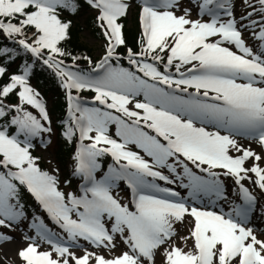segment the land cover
I'll return each instance as SVG.
<instances>
[{
	"label": "rangeland",
	"instance_id": "obj_1",
	"mask_svg": "<svg viewBox=\"0 0 264 264\" xmlns=\"http://www.w3.org/2000/svg\"><path fill=\"white\" fill-rule=\"evenodd\" d=\"M15 1L23 6L29 0ZM105 1L110 11L105 13L99 5L98 9L114 47L94 38L89 30L82 33V39L94 49L95 62L104 58L110 49H115L119 25H113L118 23V17L127 11V19L134 22L137 10L128 0ZM208 2L165 0L159 4V8L168 9L155 12L158 38L167 48L156 58L166 54L175 37L187 26H197L187 44L190 50L201 35H210V40L227 36L228 41L218 48L229 58L227 62H234L232 56H237L240 58L237 62L250 63L249 66L257 68L260 75L213 71L210 77L194 75L181 83L228 94L238 105H254L260 112L238 113L215 103L189 101L182 95L180 102L174 101L175 97L165 95L161 87H154L143 76L135 83L128 75L114 73L103 81H97L94 75L84 78L68 74L67 85L72 88L73 80L79 79L80 90L89 100L93 95L84 90L93 87L117 101L120 111H107L114 122L123 119L124 115L136 118L138 113L146 112L144 119L159 123L169 136L181 134L185 141L182 155L187 154L221 174L223 186L198 180L199 175L191 164L167 150L163 139L141 127L131 128L124 121L113 125L109 114H101L95 107H90L91 131L95 136L89 140L108 148H121L123 160L132 156L158 171L161 179L154 183L140 172L135 174L141 194L148 195L142 198V207L152 222L139 218L138 224L132 225L128 192L115 173L101 177L99 188L116 203V209L112 205L92 204L88 218H82L77 205L78 192L73 191L68 175L58 170L52 149L38 150L51 173L43 176L37 171L38 163L31 157L29 146L4 136L0 138V151L9 155L19 168L26 169L40 195L43 192H47L43 193L44 197L49 193L53 195L52 203L47 204L51 206L49 210H57L66 222H84L91 232L84 235L69 231L55 238L52 231L56 229L32 201L12 199L8 194L10 188L5 186L0 190V218L5 221L4 231L0 226L3 232H0V264H27L28 257L34 264H56L65 258L69 260L68 264H76V261L85 264H196L200 259L204 264H243L245 254L253 247L258 249L254 264H263L264 119L258 117L264 114V0H231L232 8L220 12H214L211 6L209 10ZM143 3L141 14H147L149 5L154 2L143 0ZM36 35L30 44L37 50L39 46L34 42L39 44L41 40H36ZM44 45L46 43L42 42L40 47ZM149 51H153L151 45ZM127 58L136 57L127 55ZM51 61L56 63L58 60L52 58ZM143 66L156 75L153 81L160 79L161 75L153 65L144 63ZM131 140L136 142L137 150L124 149L130 146ZM146 151L149 160L145 158ZM83 155L84 152L78 150V157L72 162L74 172ZM219 162L221 167L217 165ZM74 179L84 181L79 174ZM242 185L250 190L246 204L240 195ZM169 208H175L180 216L170 212ZM83 230L87 231L86 227ZM66 239L73 242H70V248L62 249L60 242ZM239 239L244 241L243 245L231 250ZM48 250H52L50 259H40L39 255ZM56 255H60V259Z\"/></svg>",
	"mask_w": 264,
	"mask_h": 264
},
{
	"label": "trees",
	"instance_id": "obj_2",
	"mask_svg": "<svg viewBox=\"0 0 264 264\" xmlns=\"http://www.w3.org/2000/svg\"><path fill=\"white\" fill-rule=\"evenodd\" d=\"M42 2L51 4V7H40ZM14 3L15 0H0V16L8 24H15V28L7 27L8 33L0 28V138L5 136L27 144L31 157L38 163L37 171L43 176L49 175L50 169L38 150L51 148L58 170L68 175L76 191L72 162L75 159L77 134L71 121H64L67 116L68 89L55 68L39 60L34 61L30 50L18 38L28 37L43 21L44 28L51 31L54 37L48 49L71 62L68 69L76 75L88 76L91 72L89 62L94 60V49L82 39V33L89 30L94 38L104 40L103 30L98 23L100 15L95 9V0H29L27 4L17 5L16 8L13 7ZM131 4L140 6L139 0H131ZM20 18H26V23H21ZM119 23V51L125 53L130 48L138 51L142 43L139 40V9L136 10L134 22L125 15L120 17ZM156 67L163 73L159 64ZM114 74L128 75L135 83L141 80V75L125 61L114 68ZM27 87L30 89L27 90ZM95 91L93 88L85 90L88 94ZM19 101L24 103L25 112H18V115L14 105ZM99 109L101 114L107 112L103 108ZM116 122L112 121L111 124L115 125ZM129 149H138L135 141L131 142ZM3 154L0 151V156ZM96 161L102 171L109 157L97 152ZM11 166L18 167L14 162ZM1 172L4 176L0 174V190L7 185L12 198L24 201L30 199L32 205L39 209L19 178L11 177L6 171Z\"/></svg>",
	"mask_w": 264,
	"mask_h": 264
},
{
	"label": "bare ground",
	"instance_id": "obj_3",
	"mask_svg": "<svg viewBox=\"0 0 264 264\" xmlns=\"http://www.w3.org/2000/svg\"><path fill=\"white\" fill-rule=\"evenodd\" d=\"M212 217H217V216H212ZM49 258V257H48Z\"/></svg>",
	"mask_w": 264,
	"mask_h": 264
}]
</instances>
